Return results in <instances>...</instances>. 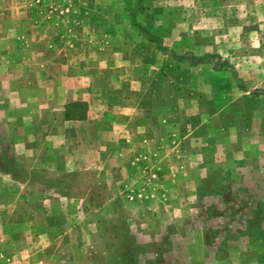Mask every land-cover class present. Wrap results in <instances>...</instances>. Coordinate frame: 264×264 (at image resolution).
Returning <instances> with one entry per match:
<instances>
[{"label":"rangeland","instance_id":"1","mask_svg":"<svg viewBox=\"0 0 264 264\" xmlns=\"http://www.w3.org/2000/svg\"><path fill=\"white\" fill-rule=\"evenodd\" d=\"M132 8L160 48L123 0H0V177L35 184L68 232L49 244L25 230L9 245L0 220V264H264V0ZM86 83L101 86L97 114L157 116L162 159L117 162L122 176L113 162H33L13 148L32 111L53 126Z\"/></svg>","mask_w":264,"mask_h":264},{"label":"crops","instance_id":"2","mask_svg":"<svg viewBox=\"0 0 264 264\" xmlns=\"http://www.w3.org/2000/svg\"><path fill=\"white\" fill-rule=\"evenodd\" d=\"M97 78L98 76L89 75L83 80H88L91 83L93 80L99 81ZM97 84L86 83L83 86L82 92L85 91V93L82 95L87 96L65 100L60 120L58 123L52 124L53 126L50 124L53 122V118L37 119L34 115L36 112L32 111L33 116H29L27 130L25 129L26 137L23 138L24 133H22V138L11 144L13 148L24 143L23 148L27 149L26 154L33 162H72L80 163L81 166L87 168L92 166L96 169L103 168V163L113 162L116 166H114V172H119L122 176L129 173L130 168L127 169V166L124 167L117 162L125 163V159L129 163L162 159L161 147L164 145V135L161 134V131L163 125L156 121L157 116L153 118V121L137 122L133 121L132 117L124 118L122 112L102 110L97 114L100 107L97 106V100L94 99H97V96L101 94V86ZM75 101L85 102L83 116L66 119L64 114L67 105ZM55 121L57 122V119ZM34 125L37 127V131H32ZM9 177L10 179L4 175L2 178L0 177V182H2L0 185L1 228L4 233L11 234L10 238L6 239V244L19 242V245L23 247L26 243V239L22 237L25 230L32 236H43L44 239L49 240V244L59 237H61L60 239L66 237L67 231H61L57 235V232L60 231L58 226H62V221L51 223L50 217L48 220L46 211L50 213L51 206L46 202L45 195L39 192L36 185L23 187L11 176ZM35 216L41 217V221H35ZM49 250L50 247L45 248L42 252L43 256ZM31 255L32 253L28 257L30 258ZM9 261L6 259L5 264L25 262H20L19 259Z\"/></svg>","mask_w":264,"mask_h":264},{"label":"trees","instance_id":"3","mask_svg":"<svg viewBox=\"0 0 264 264\" xmlns=\"http://www.w3.org/2000/svg\"><path fill=\"white\" fill-rule=\"evenodd\" d=\"M123 2H124L125 11L128 14L130 24L138 32L143 34L149 41L155 43L157 45V48H160L162 45L161 41L159 39H155L152 36L151 31L149 29H147L146 27L142 26L141 24H139L137 22L134 10L132 8V0H123ZM183 56L185 58L195 59L199 62H208L211 60L210 55H203L201 57H194L191 53H185ZM84 109H85V102H82V101L71 102L67 105V109H66L64 116L66 119H68V118L69 119L70 118H72V119L81 118L83 116Z\"/></svg>","mask_w":264,"mask_h":264},{"label":"built area","instance_id":"4","mask_svg":"<svg viewBox=\"0 0 264 264\" xmlns=\"http://www.w3.org/2000/svg\"><path fill=\"white\" fill-rule=\"evenodd\" d=\"M125 193H126L125 198L129 202H135L137 200H142L143 197H145L144 194L139 191L125 190Z\"/></svg>","mask_w":264,"mask_h":264}]
</instances>
